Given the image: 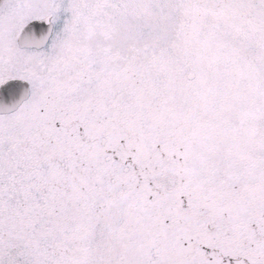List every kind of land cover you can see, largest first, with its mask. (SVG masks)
<instances>
[{"label": "snow or ice", "instance_id": "6c2138e0", "mask_svg": "<svg viewBox=\"0 0 264 264\" xmlns=\"http://www.w3.org/2000/svg\"><path fill=\"white\" fill-rule=\"evenodd\" d=\"M0 264H264V0H0Z\"/></svg>", "mask_w": 264, "mask_h": 264}]
</instances>
